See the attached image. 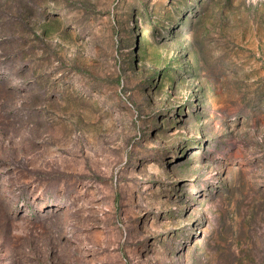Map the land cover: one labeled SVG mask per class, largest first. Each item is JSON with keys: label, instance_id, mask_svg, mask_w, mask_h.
<instances>
[{"label": "rangeland", "instance_id": "obj_1", "mask_svg": "<svg viewBox=\"0 0 264 264\" xmlns=\"http://www.w3.org/2000/svg\"><path fill=\"white\" fill-rule=\"evenodd\" d=\"M0 264H264V0H0Z\"/></svg>", "mask_w": 264, "mask_h": 264}]
</instances>
